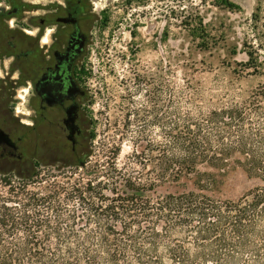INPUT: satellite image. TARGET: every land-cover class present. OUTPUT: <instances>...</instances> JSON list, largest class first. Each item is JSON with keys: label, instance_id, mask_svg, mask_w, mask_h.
Returning <instances> with one entry per match:
<instances>
[{"label": "trees", "instance_id": "1", "mask_svg": "<svg viewBox=\"0 0 264 264\" xmlns=\"http://www.w3.org/2000/svg\"><path fill=\"white\" fill-rule=\"evenodd\" d=\"M246 55L244 69L264 70L256 52ZM163 93V118L154 108L153 122L133 131L128 160L138 169L112 162L84 183L0 185V264H264V84L247 97L227 90L209 109L188 82L169 79ZM231 165L259 184L213 198L218 182L199 169ZM192 175L193 190L156 195Z\"/></svg>", "mask_w": 264, "mask_h": 264}, {"label": "rangeland", "instance_id": "2", "mask_svg": "<svg viewBox=\"0 0 264 264\" xmlns=\"http://www.w3.org/2000/svg\"><path fill=\"white\" fill-rule=\"evenodd\" d=\"M31 1L47 4L53 0ZM226 2L234 8H227ZM93 3L91 40L75 73L88 93L82 107L89 134L82 160L85 166L37 163L33 172L25 171L22 176L0 172V185H52L64 176L84 183L98 177L112 162L119 169H138L128 160L136 136L133 131L153 122L154 108L159 109L158 118H163L164 85L169 79L199 89L203 109L216 106L218 97L227 90L247 97L264 84L263 69L255 73L244 69L246 53L256 52L259 61L264 59V0ZM141 119L144 123H138ZM150 131L155 132L153 128ZM199 172L216 178L218 186L209 193L216 199L236 200L259 184L233 165L223 170L202 167ZM27 174L34 178L23 179ZM196 181V175L189 176L177 184L159 187L156 195L193 190Z\"/></svg>", "mask_w": 264, "mask_h": 264}, {"label": "flooded vegetation", "instance_id": "3", "mask_svg": "<svg viewBox=\"0 0 264 264\" xmlns=\"http://www.w3.org/2000/svg\"><path fill=\"white\" fill-rule=\"evenodd\" d=\"M93 4L0 0V172L22 176L37 163L79 166L86 156L88 93L75 73L91 40ZM73 39L83 42L71 67L83 92L76 99L65 63Z\"/></svg>", "mask_w": 264, "mask_h": 264}, {"label": "water", "instance_id": "4", "mask_svg": "<svg viewBox=\"0 0 264 264\" xmlns=\"http://www.w3.org/2000/svg\"><path fill=\"white\" fill-rule=\"evenodd\" d=\"M82 48H83V42H77V40L73 39V41L70 43V48L68 49V52L65 56V63H66V67H67L66 70H67L69 83L72 86L73 99H76L78 96L83 95V92L79 89V87L77 86L75 81H72V79H71V67H72L73 63L75 62L76 58L81 53ZM74 105L75 106L73 109V113L71 112L73 117L72 116L70 117L71 123L74 121V114H75V110L77 109L76 104H74ZM79 166L84 167L85 163L82 162Z\"/></svg>", "mask_w": 264, "mask_h": 264}]
</instances>
